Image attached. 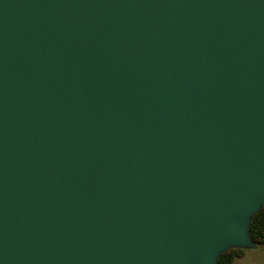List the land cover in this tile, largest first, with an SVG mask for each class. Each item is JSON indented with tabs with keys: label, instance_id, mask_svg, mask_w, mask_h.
Listing matches in <instances>:
<instances>
[{
	"label": "water",
	"instance_id": "obj_1",
	"mask_svg": "<svg viewBox=\"0 0 264 264\" xmlns=\"http://www.w3.org/2000/svg\"><path fill=\"white\" fill-rule=\"evenodd\" d=\"M264 207V0H0V264H218Z\"/></svg>",
	"mask_w": 264,
	"mask_h": 264
},
{
	"label": "trees",
	"instance_id": "obj_2",
	"mask_svg": "<svg viewBox=\"0 0 264 264\" xmlns=\"http://www.w3.org/2000/svg\"><path fill=\"white\" fill-rule=\"evenodd\" d=\"M250 234L259 245L264 244V207L254 216ZM243 253L244 249H230L222 254L218 264H234L235 259Z\"/></svg>",
	"mask_w": 264,
	"mask_h": 264
},
{
	"label": "rangeland",
	"instance_id": "obj_3",
	"mask_svg": "<svg viewBox=\"0 0 264 264\" xmlns=\"http://www.w3.org/2000/svg\"><path fill=\"white\" fill-rule=\"evenodd\" d=\"M234 264H264V244L257 248L244 249L243 255L237 257Z\"/></svg>",
	"mask_w": 264,
	"mask_h": 264
}]
</instances>
